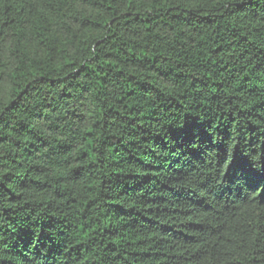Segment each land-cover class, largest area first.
I'll return each mask as SVG.
<instances>
[{
    "label": "trees",
    "instance_id": "trees-1",
    "mask_svg": "<svg viewBox=\"0 0 264 264\" xmlns=\"http://www.w3.org/2000/svg\"><path fill=\"white\" fill-rule=\"evenodd\" d=\"M0 264H264V0H0Z\"/></svg>",
    "mask_w": 264,
    "mask_h": 264
}]
</instances>
